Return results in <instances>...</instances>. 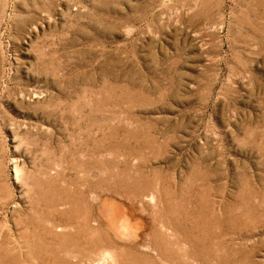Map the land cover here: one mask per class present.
Wrapping results in <instances>:
<instances>
[{
  "label": "rangeland",
  "instance_id": "1",
  "mask_svg": "<svg viewBox=\"0 0 264 264\" xmlns=\"http://www.w3.org/2000/svg\"><path fill=\"white\" fill-rule=\"evenodd\" d=\"M103 249L264 264V0H0V264Z\"/></svg>",
  "mask_w": 264,
  "mask_h": 264
},
{
  "label": "bare ground",
  "instance_id": "2",
  "mask_svg": "<svg viewBox=\"0 0 264 264\" xmlns=\"http://www.w3.org/2000/svg\"><path fill=\"white\" fill-rule=\"evenodd\" d=\"M101 206L102 205H100V207ZM97 211H98L97 212V217L106 225V227L108 229H110L116 235H121V233L124 232V230H125L124 224L127 221L126 218L131 215L130 211L125 209L124 207H122V206L120 207L118 204L117 205H112L111 202H106V201L103 202V207L100 210H97ZM143 236H144V234H143ZM118 237H120V236H118ZM149 244H150V242H148V240H146V239L143 240V248L147 247ZM146 249H148V248H146ZM154 253H156V252H154ZM125 257L126 256H123V257L119 256V261L117 262V259H115L116 256L113 257V255L110 252V250L103 249V251L101 252V254L98 257H94L93 258L91 255H86V256H84L82 258H73V261L77 262L78 264H91L92 260L96 264H108V262H113V263H117V264H119V263H122V264H143L142 262H136L135 259L131 263L129 261L130 258H125ZM163 259H167V257L166 256L161 257V259H159V260H163ZM163 261L165 262L164 264H167L166 263L167 260H163Z\"/></svg>",
  "mask_w": 264,
  "mask_h": 264
},
{
  "label": "water",
  "instance_id": "3",
  "mask_svg": "<svg viewBox=\"0 0 264 264\" xmlns=\"http://www.w3.org/2000/svg\"><path fill=\"white\" fill-rule=\"evenodd\" d=\"M130 223V222H129ZM132 224V223H130ZM138 228H134V226L132 228H130V234H134L135 232H138L139 230H137Z\"/></svg>",
  "mask_w": 264,
  "mask_h": 264
}]
</instances>
